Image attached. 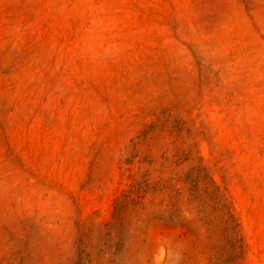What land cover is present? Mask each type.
<instances>
[{
	"label": "rangeland",
	"instance_id": "obj_1",
	"mask_svg": "<svg viewBox=\"0 0 264 264\" xmlns=\"http://www.w3.org/2000/svg\"><path fill=\"white\" fill-rule=\"evenodd\" d=\"M0 264H264V0H0Z\"/></svg>",
	"mask_w": 264,
	"mask_h": 264
}]
</instances>
